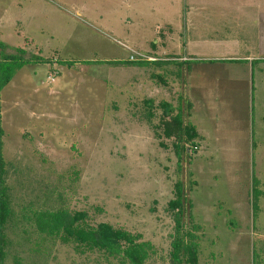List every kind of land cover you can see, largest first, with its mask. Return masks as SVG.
Returning a JSON list of instances; mask_svg holds the SVG:
<instances>
[{"label": "rangeland", "instance_id": "1", "mask_svg": "<svg viewBox=\"0 0 264 264\" xmlns=\"http://www.w3.org/2000/svg\"><path fill=\"white\" fill-rule=\"evenodd\" d=\"M0 42L42 59L1 91L18 217L86 211L150 240L145 264H175L167 207L180 178L198 264L264 259V0H0ZM149 98L192 104L202 138L181 170L145 117ZM27 225H9L4 264H131L59 241L34 251Z\"/></svg>", "mask_w": 264, "mask_h": 264}, {"label": "trees", "instance_id": "2", "mask_svg": "<svg viewBox=\"0 0 264 264\" xmlns=\"http://www.w3.org/2000/svg\"><path fill=\"white\" fill-rule=\"evenodd\" d=\"M6 48L7 45L0 42V114L2 89L12 81L17 70L26 64L42 60L39 57L25 58L23 48L17 49L16 52H7ZM158 61L161 60L135 62L140 66H147L151 62ZM182 103L177 112L176 107L165 99L158 102L152 98L144 100L145 117L149 120L157 117V123L153 124L155 133L160 138V144L163 147H168L167 141L171 142L180 170L182 162L191 155L192 149H197L198 139L202 138L197 127L185 118V110L189 112L192 107L191 102H185V106ZM4 134L0 115V264L5 263L11 242L8 233L9 225L24 223V221L29 225L27 228H22L24 233H29L30 228L39 235L34 251H39L41 247L44 248V243L59 241L64 244H74L75 249L81 253L99 251L131 264H145L155 253V245L145 239L142 233L116 227L105 221L96 225L91 224L86 211H70L59 207L33 209L28 212L25 208L21 217H18L7 182V161L3 151ZM188 208V215L192 217L191 203L187 204L184 184L179 178L175 183L174 197L169 200L167 207L175 221V231L172 234L169 252L175 264L199 263L198 236L191 229H186L184 221ZM195 228L197 227L194 225ZM252 263L264 264L262 253L256 249L253 251Z\"/></svg>", "mask_w": 264, "mask_h": 264}, {"label": "built area", "instance_id": "3", "mask_svg": "<svg viewBox=\"0 0 264 264\" xmlns=\"http://www.w3.org/2000/svg\"><path fill=\"white\" fill-rule=\"evenodd\" d=\"M130 59L135 61V60H139L140 58H137L134 55H131ZM49 78L53 79V76H50Z\"/></svg>", "mask_w": 264, "mask_h": 264}, {"label": "crops", "instance_id": "4", "mask_svg": "<svg viewBox=\"0 0 264 264\" xmlns=\"http://www.w3.org/2000/svg\"><path fill=\"white\" fill-rule=\"evenodd\" d=\"M173 58H175V57H171V58H169V57H167V58H165V59H162V60H164V61H169V60H174ZM185 100H183V105H185Z\"/></svg>", "mask_w": 264, "mask_h": 264}]
</instances>
